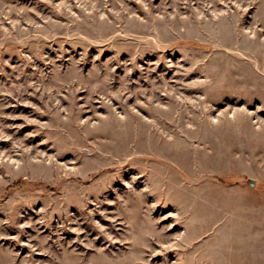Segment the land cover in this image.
Instances as JSON below:
<instances>
[{"label":"rangeland","instance_id":"rangeland-1","mask_svg":"<svg viewBox=\"0 0 264 264\" xmlns=\"http://www.w3.org/2000/svg\"><path fill=\"white\" fill-rule=\"evenodd\" d=\"M247 219L264 0H0V264H220Z\"/></svg>","mask_w":264,"mask_h":264},{"label":"crops","instance_id":"crops-1","mask_svg":"<svg viewBox=\"0 0 264 264\" xmlns=\"http://www.w3.org/2000/svg\"><path fill=\"white\" fill-rule=\"evenodd\" d=\"M253 224L250 222V219L247 220H241L239 225L234 228V231H232V236L231 238L233 240H226V238L220 242L219 246L223 251H219L220 253L223 252V263L220 264H264V229L262 231H259L257 234L254 233L252 230ZM246 227V228H245ZM239 237V238H238ZM232 244L233 243V262L227 260V255H226V247L227 244ZM239 244V245H238ZM260 245V252H261V257L257 256V260L259 262H256L254 258L251 256L252 251L256 250V246ZM226 255V256H225Z\"/></svg>","mask_w":264,"mask_h":264},{"label":"water","instance_id":"water-1","mask_svg":"<svg viewBox=\"0 0 264 264\" xmlns=\"http://www.w3.org/2000/svg\"><path fill=\"white\" fill-rule=\"evenodd\" d=\"M251 185H252V186H254V185H255V182H254V181H252V182H251Z\"/></svg>","mask_w":264,"mask_h":264}]
</instances>
